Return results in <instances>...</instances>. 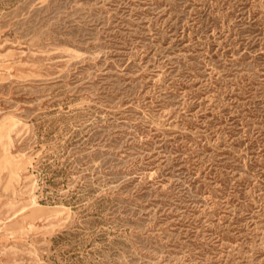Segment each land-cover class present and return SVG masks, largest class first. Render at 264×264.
Listing matches in <instances>:
<instances>
[{
    "label": "rangeland",
    "instance_id": "374dc122",
    "mask_svg": "<svg viewBox=\"0 0 264 264\" xmlns=\"http://www.w3.org/2000/svg\"><path fill=\"white\" fill-rule=\"evenodd\" d=\"M0 264H264V0H0Z\"/></svg>",
    "mask_w": 264,
    "mask_h": 264
}]
</instances>
